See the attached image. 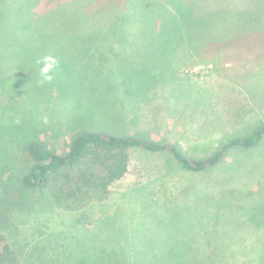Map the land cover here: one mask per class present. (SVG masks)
Wrapping results in <instances>:
<instances>
[{
  "label": "rangeland",
  "instance_id": "374dc122",
  "mask_svg": "<svg viewBox=\"0 0 264 264\" xmlns=\"http://www.w3.org/2000/svg\"><path fill=\"white\" fill-rule=\"evenodd\" d=\"M29 2L38 14L65 6L44 20L47 33L0 41V105L24 100L2 118L35 125L57 152L83 130L198 160L264 126V0H0L3 24ZM2 154L0 248L15 245L24 264L95 250L99 264H264V134L197 173L167 152L129 149L108 197L77 211L57 208L48 190L23 192L24 154Z\"/></svg>",
  "mask_w": 264,
  "mask_h": 264
},
{
  "label": "trees",
  "instance_id": "16d2710c",
  "mask_svg": "<svg viewBox=\"0 0 264 264\" xmlns=\"http://www.w3.org/2000/svg\"><path fill=\"white\" fill-rule=\"evenodd\" d=\"M31 2L16 10L12 22L3 24L7 18L3 19L0 14V41L2 43L6 37L12 39L9 43L10 46L15 42L17 44L18 40L20 42L39 36V33H47L48 29L45 27L44 20L65 6L57 5L53 9H47V11L38 14L33 7H27L31 6ZM189 38L190 42L191 40L196 41L194 35ZM23 105V99L14 98L7 101L5 105H0V153L3 152L1 157L8 156L12 149L17 148L22 155L24 154V162L27 164L25 172L19 179L20 189L23 192L48 190L56 207L67 211L81 210L94 202L106 199L109 194L108 186L119 180L126 172L127 150L129 149L138 148L149 153L167 152L182 170L197 173L216 166L228 149L232 147L249 148L255 145L264 134V126H261L247 137L230 139L220 150L209 157L190 160L175 145L156 143L137 136H117L82 130L73 135L67 151L59 153L51 148L50 144L40 140L35 125L31 124L28 127L24 123L16 124L10 116L2 118L3 112L7 109H10L11 113L20 114ZM25 120L31 123L30 119ZM23 125L26 127L23 128ZM85 160L91 164L90 167L85 168L88 169V172L85 169H76ZM92 165L96 166L101 173L95 171ZM71 170H74V173L68 177L67 174L71 173ZM60 178H64L62 182H66L64 190L60 186L54 189ZM17 180L18 176L12 173L11 177L7 178V184L4 183V191L5 187L12 183L11 181ZM12 245L3 244L1 246L0 264H24L26 258L23 260L19 254V248ZM97 254L99 252L95 250V252H88V255L85 254V257L70 255L64 259L60 254L52 259L37 258V263L30 264H99L96 261ZM102 264L126 263L109 259Z\"/></svg>",
  "mask_w": 264,
  "mask_h": 264
},
{
  "label": "clouds",
  "instance_id": "9594fccd",
  "mask_svg": "<svg viewBox=\"0 0 264 264\" xmlns=\"http://www.w3.org/2000/svg\"><path fill=\"white\" fill-rule=\"evenodd\" d=\"M56 61L53 57H45L43 60V67L40 69V74L45 80H50L52 77L49 73L53 70Z\"/></svg>",
  "mask_w": 264,
  "mask_h": 264
}]
</instances>
